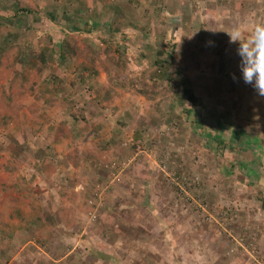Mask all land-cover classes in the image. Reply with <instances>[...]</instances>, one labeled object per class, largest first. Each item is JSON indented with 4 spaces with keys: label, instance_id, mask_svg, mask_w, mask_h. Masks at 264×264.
I'll list each match as a JSON object with an SVG mask.
<instances>
[{
    "label": "rangeland",
    "instance_id": "rangeland-1",
    "mask_svg": "<svg viewBox=\"0 0 264 264\" xmlns=\"http://www.w3.org/2000/svg\"><path fill=\"white\" fill-rule=\"evenodd\" d=\"M96 1L87 0L85 6L71 4L64 15L66 0H0V17L4 18L0 21V55H10L15 61L13 67L0 65V90L14 77L25 86L33 83L36 57L40 53L50 57L42 77L47 83L34 95L20 98L19 120L9 115L6 127L0 128V182L12 179L3 170L9 152L17 159L14 176L21 178L13 182L10 198L0 191V218L7 224L0 232L1 253L31 245L38 249L24 250L27 261L16 256L15 262L46 264L49 257L43 256V247L53 244L64 251L76 233L87 237L88 243L96 227L100 232L95 241L101 240L104 249L89 247L81 259L75 254L73 259L77 257L79 264H264V97L241 78L236 55L239 42L230 44L226 33L239 27L247 38L250 25L264 24V0H133L130 5L136 12L129 23L134 27L127 29L130 41L115 53L122 64H108L104 71L99 61L94 67L86 63L85 67L98 74L82 86L66 66L80 63L72 59L83 43H106L112 29L126 31H120V18L125 17L120 0H114L115 4ZM15 4L30 9L22 15L30 22L13 20ZM115 6L120 10L116 12ZM150 16H157V21L168 18L153 27L147 21ZM71 20L75 24L85 21L86 29L94 25L95 30L90 34L71 31ZM166 24V37L156 41L164 43L165 49H144L146 35L141 38L143 30L135 26L145 27L146 34L153 27L160 35ZM119 39L115 34V40ZM74 41L79 47L71 46ZM107 47L115 48L113 43ZM157 51L172 53L174 66L167 65V69L171 75L180 68V76L173 80L171 76L168 87L161 85L156 99L147 102L121 85L144 72L149 75ZM62 55L70 60L62 63ZM139 55L143 61L133 63ZM184 77L200 104L192 106L183 98L181 105L175 100L176 94L182 97L179 82ZM105 87L113 89L110 94ZM99 88L102 91L97 92ZM237 90L241 94L235 96ZM47 97L57 111L45 104ZM65 98L71 105L62 102ZM32 104L42 107L38 121L30 118ZM2 110L0 103V116ZM74 113H80L78 124L71 125ZM72 128L82 130L85 138H77ZM70 138L72 146L90 153V172L76 175L74 181L72 169L64 176L59 172L46 175L47 162L40 156L43 150L54 145L58 152H68ZM21 143L27 150L22 151ZM37 149L38 155L32 156ZM54 165L57 169L58 161ZM97 170L104 179L96 180ZM89 178L97 196L91 205L82 204L81 198L78 202L60 196L64 187L72 185L78 186L75 194L82 193L79 187L87 190ZM141 191L145 193L132 197ZM23 194L42 207L44 221L33 235L15 226L24 214L29 221L34 219L29 207L20 203ZM58 207L62 210L57 211ZM14 210L19 212L12 221L9 215ZM68 236L71 239L64 243L56 242ZM135 243L136 251L129 248ZM107 245L114 255L106 252Z\"/></svg>",
    "mask_w": 264,
    "mask_h": 264
},
{
    "label": "trees",
    "instance_id": "trees-1",
    "mask_svg": "<svg viewBox=\"0 0 264 264\" xmlns=\"http://www.w3.org/2000/svg\"><path fill=\"white\" fill-rule=\"evenodd\" d=\"M80 2L81 5H87V0H66L67 5H64V15L67 13L65 12L67 10V6L69 7V5L71 4H78ZM76 7H73V9ZM13 13H14V17L13 20H23L22 15L27 13V12H31L30 9H21L17 4L13 5L12 7ZM80 10H77V13H79ZM20 16V18H18ZM25 16V15H24ZM7 22H12L10 20H8V18H5ZM3 17H0V21L3 23L4 21ZM24 21V20H23ZM74 20L69 21L71 23V26H73V28H76L77 31L81 32V33H88L90 34L89 29H86L87 24H85V21H80L77 22L76 24L73 22ZM78 24L80 26H78ZM113 33V35L111 34L108 41L106 43H102L100 41H87L83 43V48L78 50L79 54L72 59V61H76L77 59L80 60V63L76 65V67L73 66V64H68L66 66V70L68 73H70L71 75H73L78 82L79 85L84 86L88 81L89 78H95L98 74L97 70H93V68H87L85 67V64L88 63L90 64V66L94 67L95 63L97 61H99L100 63H102L104 66L102 67V69L104 71L108 70V64L109 65H115L116 67H119V65L122 64V62L115 57V53L118 52L119 48H114V47H107V45H109V43H112L113 40H115V34H119L121 36V33L118 32V28H114L111 31ZM203 28H199V33L203 34ZM123 38V35L121 36V39ZM119 39V40H121ZM114 42V41H113ZM71 46L73 47H79V45H77V42L74 41L72 42ZM61 48L63 46H60ZM173 48V47H172ZM147 49H151V48H147ZM153 49V48H152ZM164 49V48H163ZM125 53V52H124ZM172 54V53H171ZM171 54L167 53L164 55L163 52H155V61L153 63V65L151 66L152 71H149L148 73H150L149 75H146L147 72L142 73L140 76H135L133 77V79L130 81V83L126 86H122V89L126 92L130 91V89H132L134 91V93L138 96H141L145 99V101L147 102H151L154 101L156 99V96L158 94V89L161 85H165L166 87H168L169 82H170V78L172 76V80L173 77L175 76H180V68H176L174 69L175 71L170 75L168 69H167V65H173L174 66V61L172 59ZM36 56V55H35ZM166 57V58H165ZM49 55H43L42 53H40L37 57H36V61L38 62V66L35 68L34 70V74H35V80L33 83L28 84V85H24L23 81L21 79H18V77H14L10 80V82L8 83V87L3 86L0 90V103L3 105V110H2V114L0 116V128L2 127H6V123L8 120V116L10 115V117H12V119L17 122L19 120V114L23 109V104H21L19 102L20 98L24 97L25 94L29 93V96L34 95L37 90L44 85L45 83H47V78H42L44 77V71L48 68V63L47 60H49ZM62 63H65L67 61L70 60V58L67 59V57L65 55H62ZM104 60V62L102 61ZM14 60L12 59V57L9 56H5V55H0V65H3L4 67H13L14 65ZM39 77L42 78V80L40 81ZM116 81L119 82L120 78L119 77H115ZM180 86L182 88V97H180L178 94H176L174 96L175 100H177L181 105L183 104V98L184 100H186V102H188L190 105L192 106H196L198 104H200V98L196 96V92L194 90H192L194 87L189 84L188 78L184 77L182 81L179 82ZM168 84V85H167ZM105 90L107 91V94H110L111 91L113 89L109 88V87H105ZM102 91L101 88H99L97 90V92ZM241 92L239 90H237L235 92V96L240 95ZM50 96V95H48ZM52 96H56L55 94ZM62 102L69 106L71 104H68V99L65 98L62 100ZM45 104L49 105L50 107L52 106L51 104H53L51 101H49V98L47 97L45 99ZM63 104V105H64ZM180 106V105H179ZM53 107V106H52ZM51 107V108H52ZM55 111H57V107L54 106ZM57 109V110H56ZM42 107L40 106H35L34 104H32V108H31V112H30V118L33 120L38 121V114L39 112H41ZM75 115H71L70 118L71 123H75L77 121V116L80 113H74ZM8 117V118H7ZM69 118V119H70ZM68 120V119H67ZM77 124V123H76ZM17 143H19V141H21L20 137H16ZM22 144V151H24L25 149L27 150V146L24 143ZM40 152L39 149H37L35 151V155H38V153ZM44 153V152H43ZM42 156V154L40 155ZM53 156L52 158H54V154L52 153ZM37 157V156H36ZM67 161L74 166L77 167L78 163L77 161H75V159L73 158V154H69L67 157ZM55 159V158H54ZM54 159H51L48 161L47 164H45V172L46 174L48 173L51 174L52 171L55 170L54 168ZM44 161V160H43ZM87 161V159L85 160ZM17 164V159H16V155L12 152H9L8 155V159H7V163L4 165V172H6L8 174L9 177H11L12 179L9 180V182H0V191L1 193L5 194L6 197L10 198L11 193L13 192V182L17 179H21L20 177L14 176L16 168L15 165ZM60 166V165H58ZM60 196H62V194H60ZM20 203L23 205H26L29 207L31 214L34 216V219H32V221H29L28 217L29 216L27 214L23 215V218L18 219L17 220L20 222L19 224H16L15 226H17L18 228H20L22 231H26L27 229V233H30L31 235H33L35 233V230H37V227L39 226V223H42L43 217H42V207L40 204L36 203V201L34 199H32L30 197V195H25L23 194L22 196V200H20ZM261 207L262 209H264V199L261 200ZM62 210L61 207H58L57 211ZM18 210H14V212H12L9 217L12 219L14 216L17 217L18 215ZM20 220H24L23 223H21ZM12 221H14L12 219ZM17 221V222H18ZM29 223V226H28ZM32 224V225H31ZM7 224H4L3 220L0 218V232L1 229L6 227ZM31 226V229H30Z\"/></svg>",
    "mask_w": 264,
    "mask_h": 264
},
{
    "label": "crops",
    "instance_id": "crops-1",
    "mask_svg": "<svg viewBox=\"0 0 264 264\" xmlns=\"http://www.w3.org/2000/svg\"><path fill=\"white\" fill-rule=\"evenodd\" d=\"M110 1V0H109ZM174 1V0H173ZM90 2H91V0H90ZM94 2H97L96 0H94ZM110 2H112V4H115L114 3V0H111ZM131 3H133V0H120L119 1V5H120V7H121V9H123V11L125 12V17H122V18H120V31H121V29L123 30V29H126V31H124L123 32V34L121 33V36L123 35V39H121V40H113L112 41V43H113V45L116 47V48H120V46L121 47H124V46H126L127 45V41H130L128 38V35H127V33L129 32V31H127V29H132L134 26H132V25H130V20L133 18V15H134V13L136 12V8L134 9L130 4ZM149 5H150V3H148ZM119 6H117V8H120ZM116 8V6H115V8H114V10L117 12V11H119L120 9H117ZM148 14H149V12H148ZM150 15V14H149ZM119 18V17H118ZM168 18V16L167 17H165L164 19L163 18H160V20L159 21H157V16L156 17H151L150 16V18H147V21H150V24L154 27V26H159V24H162L163 22H164V20L165 19H167ZM26 19H28V20H26ZM23 20L24 21H31V19L29 18V17H27V18H25V17H23ZM22 20V21H23ZM20 21V20H19ZM167 21V20H166ZM77 25V24H76ZM78 26H80L79 24H78ZM167 26H168V24H166V27L164 28V32L162 31V33H160V35H156V32H157V30H154L153 29V27H151V31H150V33L149 34H146L148 31H147V29L144 27V28H142L141 26H139V27H136L135 26V28L137 29V30H143V32H142V35H141V38L143 37V35H146L145 36V40L147 41V44L143 47L144 49H147V48H153V50L154 49H158V48H162V50H163V48L165 49V45H164V43H162V44H156V41H157V38L158 39H160V40H163L164 39V36L166 37V29H167ZM94 27V25H92V26H90V27H88V28H90L89 29V31H90V33H92L95 29L93 28ZM71 29V31H77L76 30V28H73V26H71L70 27ZM108 29H109V27H108ZM79 32V31H78ZM78 32H76V33H78ZM125 33V34H124ZM168 55V54H167ZM140 57H139V59H136V61L135 62H133V63H139V62H141V61H143V59L144 58H142L141 57V55H139ZM154 61H155V59H154ZM57 97H58V95H57ZM55 98V97H54ZM54 107V106H53ZM49 108H51V107H49ZM52 109H54L55 110V108H52ZM61 115H63V114H61ZM62 123V122H61ZM78 124V120L75 122V123H70L71 125H74V124ZM77 126V125H76ZM79 129H80V127H79ZM92 131H90V133H91ZM71 133H75V135H76V137L78 138H81V140L82 139H84L85 137H83V136H85V134H84V132L82 131V130H76L75 128H72L71 129ZM88 137H89V135L88 134H86V138L88 139ZM50 139H54V138H50ZM91 139H93L91 136H90V140ZM70 140H71V143H70V145H71V150L70 151H68V152H64V151H62V150H59L60 152H58L57 150H56V146H54V145H52V149H50V150H48L49 149V147H47L46 149V152L45 153H43L44 152V150H43V155H42V157H41V159L42 160H45L47 163H48V161L49 160H51V159H54V160H56V161H58V165H60V166H57L58 168L57 169H55L54 171H52V173H61V175H65L67 172H69V170L70 169H72L73 170V176H74V179L72 180V181H74L75 180V176L77 175V177H78V174H83L84 172H86V171H88V173L90 172V156H89V152H83L82 150H80L79 151V149H80V146H72V138H70ZM62 141L63 140H57L56 142L58 143V144H60L61 146H63L64 144H66V143H64V144H62ZM120 141H121V139H120ZM106 142H109V140H107ZM67 145V144H66ZM64 147H66L65 145H64ZM52 153L54 154V158H52L53 156H51L52 155ZM32 154V156H33V154H34V152L33 153H31ZM69 154H73V158L75 159V161H77V163H78V166L77 167H74L71 163H70V161L68 162L67 161V156L69 155ZM87 159V161H85ZM55 166L56 165H54V168H55ZM44 172H45V170H44ZM96 173L98 174V177H97V179L96 180H98V179H104L102 176H101V174H102V172H101V170H97L96 171ZM45 174H46V172H45ZM46 175H48V173L46 174ZM89 175V174H88ZM90 176V175H89ZM91 177H92V175H91ZM63 181H66V179H63ZM88 184V186H86V188H87V190L85 189V188H82V187H79L80 188V190L82 191V193L81 192H79L78 194H75V192H78V190L79 189H77L78 188V186H75V185H72V187L71 188H69V187H64L63 189L65 190H63L62 189V197H71V198H73V199H79V198H81V200H82V202H84V203H82V204H89V205H91V202L92 201H94V198H96L97 196L95 195V193H94V187H93V181L91 182V184H92V186L90 187V178L88 179V182H87ZM43 188L45 189V191H47V185H43ZM93 188V189H92ZM145 188H146V185H145ZM91 189H92V191L93 192H91ZM66 190H68L67 192H69V195L66 193ZM86 190V191H85ZM139 192V189L137 188L136 189V191L135 192ZM143 191H146L145 189L143 190ZM143 191H141L140 192V194L139 195H134V196H132V197H139V196H141L143 193H145V192H143ZM129 192H130V190H129ZM92 193H94V195H93V197H91L90 198V195L92 194ZM78 202H80L79 200H78ZM5 224V223H4ZM103 224V223H102ZM98 227V226H97ZM99 232H100V229L99 228H96L95 227V229H94V233L96 234V235H99ZM27 233V232H26ZM28 234V233H27ZM94 234V236L96 237V235ZM13 235V233H11V234H7V236H12ZM89 236H90V234H89ZM72 240H71V243L70 242H66L65 244H67V246H66V248H65V250L63 251L62 249H60V247H56V246H54L53 244H51V243H47L46 245H48V244H51V247H49L48 249L47 248H45V247H43V249H44V254H43V256L44 257H46V256H48L49 258V261H48V263H46V264H79V259L77 260V257H79L80 259H81V257L82 256H84L85 255V253H88V249H89V247L90 248H95L96 246H98L99 247V249H104L103 248V245H101V244H103V243H101V240H99L98 238L96 239V241H95V237H92V235H91V237H89L88 239L90 240V241H92V240H94L96 243L94 244V243H92V242H88V243H86V239H87V237H83V234L81 233L80 235H78V233H76V234H72ZM71 237H65V238H59L58 239V241H56V242H58V243H64L63 241L64 240H68V239H71ZM121 237V236H120ZM135 239H137L136 238V236H135ZM30 241V239H27L24 243H26V242H29ZM86 243V244H85ZM101 243V244H100ZM52 245H53V247H52ZM70 245H71V247H70ZM137 244L135 243V245H133V244H129V248L130 249H135V251H136V249H138V247L136 246ZM108 247V249L106 248V252H108V253H110V250H109V247H110V245H107ZM119 247H121L120 245H118ZM26 247H28V248H26ZM26 247H23V248H10V249H8V251L5 253V255H3L2 253H1V251H0V264H20V263H16L15 262V260H16V258L18 257V256H23V257H25V261H27V259H26V257H27V254H25L24 253V250H28L29 252H34V251H36L37 249H35V248H33L31 245H27ZM26 248V249H25ZM113 248H115V246L113 247ZM39 251V250H38ZM139 252V251H138ZM76 254V258H75V260L73 259V257H74V255ZM111 254V253H110ZM123 253H121V254H119V256H121ZM111 255H114V254H111ZM141 255H143V254H141ZM17 256V257H16ZM32 256H34V254H32ZM88 256V255H87ZM93 255H91V257H92ZM144 256V255H143ZM20 257V258H21ZM229 257H232V256H229ZM44 261L45 262H47V259L45 260L44 259ZM127 261V260H126ZM129 261V260H128ZM130 262V261H129ZM25 262H22V264H24ZM124 263V262H123ZM29 264H35V263H29ZM39 264H43L42 262H39Z\"/></svg>",
    "mask_w": 264,
    "mask_h": 264
},
{
    "label": "clouds",
    "instance_id": "clouds-1",
    "mask_svg": "<svg viewBox=\"0 0 264 264\" xmlns=\"http://www.w3.org/2000/svg\"><path fill=\"white\" fill-rule=\"evenodd\" d=\"M226 33L230 37V44L239 42L236 55L239 57L241 78L245 84L252 86L258 96L264 97V24L250 25L247 38L239 27H234ZM233 79H236L235 75Z\"/></svg>",
    "mask_w": 264,
    "mask_h": 264
},
{
    "label": "built area",
    "instance_id": "built-area-1",
    "mask_svg": "<svg viewBox=\"0 0 264 264\" xmlns=\"http://www.w3.org/2000/svg\"><path fill=\"white\" fill-rule=\"evenodd\" d=\"M93 218H95V216H93Z\"/></svg>",
    "mask_w": 264,
    "mask_h": 264
}]
</instances>
